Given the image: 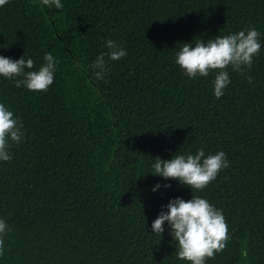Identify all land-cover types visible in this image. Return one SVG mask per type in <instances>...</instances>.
Instances as JSON below:
<instances>
[{"label": "trees", "instance_id": "obj_1", "mask_svg": "<svg viewBox=\"0 0 264 264\" xmlns=\"http://www.w3.org/2000/svg\"><path fill=\"white\" fill-rule=\"evenodd\" d=\"M0 264H264V0H0Z\"/></svg>", "mask_w": 264, "mask_h": 264}]
</instances>
